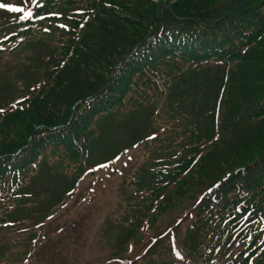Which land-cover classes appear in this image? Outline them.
Segmentation results:
<instances>
[{
	"label": "trees",
	"instance_id": "trees-1",
	"mask_svg": "<svg viewBox=\"0 0 264 264\" xmlns=\"http://www.w3.org/2000/svg\"><path fill=\"white\" fill-rule=\"evenodd\" d=\"M242 1L46 0L36 16L59 17L0 29L21 39L0 50V224L22 220L36 179L61 181L67 163L74 184L84 151L130 147L151 120L130 226L210 188L179 238L184 256L264 264V0Z\"/></svg>",
	"mask_w": 264,
	"mask_h": 264
},
{
	"label": "rangeland",
	"instance_id": "rangeland-1",
	"mask_svg": "<svg viewBox=\"0 0 264 264\" xmlns=\"http://www.w3.org/2000/svg\"><path fill=\"white\" fill-rule=\"evenodd\" d=\"M179 0H152L153 3L160 5V6H172L174 5L176 2H178ZM202 3V5H198V7L201 6H207V4H204L202 1L200 2ZM170 6V7H171ZM189 6L195 7V3L191 2L189 4ZM197 6V5H196ZM2 20V19H1ZM40 65V62H39ZM25 83V82H24ZM17 86H20V82H17ZM129 159V157H128ZM126 160L121 159L119 161H117L115 164L112 165V167L108 168L106 171V175L103 172L94 174L92 173V175H89L88 177H86L85 179H83L80 183L79 189L75 192L72 193L70 196H72L71 198H74L73 200H71V205L74 203L76 205H79L78 211H76L75 213H79V215H82V217L86 220V219H92L91 217L88 216V208L90 207L94 210L99 211L102 215H104L105 213H112V209H114L116 207L115 203L119 200V183L121 184V178L117 177V174H124V170L125 168L128 166L125 163ZM94 170V169H93ZM113 179H115L114 181H112ZM87 197V201H90V205L86 206L84 208H81L82 205L79 204V200L81 199V197ZM118 197V198H117ZM116 199V200H115ZM113 203H111V201H114ZM82 201V199L80 200ZM79 217L75 216V224L78 222ZM70 220V219H69ZM82 219H80L79 224H82ZM68 222L66 221V224ZM65 224V226H66ZM93 224V229L95 230V238L98 239L99 238V242L94 241V239L91 237V235H86V241L82 240V239H76L75 243L76 245H80L83 246L85 245V251L83 253L80 252H76L74 250H69V248L71 246H69L68 241L66 242V249H64V255L60 252H57L54 248L49 247L47 249V254L44 258V256H42V262L43 263H47V264H54L55 262L59 261V260H64L66 262H68L67 260H75L73 261L74 264H79V262L77 260L83 261L84 264H86V260L83 256H85L87 253H93L96 250H99L100 247H102L107 241H110L112 238H114V232H116V228L115 227H111L106 229L104 224L102 223V220H93L92 221ZM171 224H174V219L172 218L170 220V224L167 223L165 224L162 228L161 226H159V231H157L156 233H154L153 235H151V233L147 230V228H144V233H143V238L138 242V245L136 246V248H139V250L142 252L144 248H146L147 243L149 241H151L154 237H160V235H162V229L165 228H169L172 227ZM96 225L98 226V229H96ZM58 231H61L60 229ZM46 235V236H50L49 231L45 230L42 233V236ZM156 237V238H157ZM68 239V238H67ZM45 243V242H43ZM39 250V249H38ZM37 250V251H38ZM138 251V250H137ZM137 251L133 254L135 255L137 253ZM39 253H43L42 251H38ZM140 252V253H141ZM72 255H74V257L76 255H78L77 259H74L72 257ZM18 256L16 254V258L18 259ZM95 256V255H93ZM91 258V257H90ZM68 264V263H66Z\"/></svg>",
	"mask_w": 264,
	"mask_h": 264
},
{
	"label": "snow or ice",
	"instance_id": "snow-or-ice-1",
	"mask_svg": "<svg viewBox=\"0 0 264 264\" xmlns=\"http://www.w3.org/2000/svg\"><path fill=\"white\" fill-rule=\"evenodd\" d=\"M0 8H9L13 12H22V11H24V9H22V8L14 7V6H11V5H5V4H0ZM28 15H31V13H28ZM0 111H3V109H0ZM117 159H119V158L117 157ZM129 159H130V157H129Z\"/></svg>",
	"mask_w": 264,
	"mask_h": 264
}]
</instances>
